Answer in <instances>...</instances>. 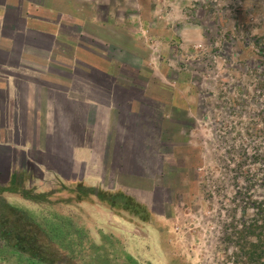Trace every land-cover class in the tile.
Listing matches in <instances>:
<instances>
[{"label": "rangeland", "instance_id": "1", "mask_svg": "<svg viewBox=\"0 0 264 264\" xmlns=\"http://www.w3.org/2000/svg\"><path fill=\"white\" fill-rule=\"evenodd\" d=\"M22 1L61 48L6 230L57 264H264V0Z\"/></svg>", "mask_w": 264, "mask_h": 264}, {"label": "crops", "instance_id": "2", "mask_svg": "<svg viewBox=\"0 0 264 264\" xmlns=\"http://www.w3.org/2000/svg\"><path fill=\"white\" fill-rule=\"evenodd\" d=\"M46 4L35 7L29 1L0 0V189L4 190H12L19 176L22 181L26 180L30 174L28 164L32 165L37 156L34 150L39 155L43 152L42 145H34L33 137L37 134L43 140L49 133L43 86L33 85L35 70L46 64L48 52L55 54L61 48L58 43L61 39L56 33L34 39L32 14L49 10L51 7ZM39 23L42 29L51 27ZM41 74L50 78L49 74ZM52 76L54 80L60 78Z\"/></svg>", "mask_w": 264, "mask_h": 264}, {"label": "trees", "instance_id": "3", "mask_svg": "<svg viewBox=\"0 0 264 264\" xmlns=\"http://www.w3.org/2000/svg\"><path fill=\"white\" fill-rule=\"evenodd\" d=\"M12 209L17 210L15 207ZM7 218L0 216V240L5 243L4 247L21 256L22 264H57V256L41 242L39 232L34 230L33 233L27 234L24 221L18 222L17 227V221H12L15 232H12L11 226L6 230L5 225L9 222Z\"/></svg>", "mask_w": 264, "mask_h": 264}]
</instances>
